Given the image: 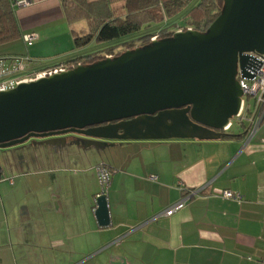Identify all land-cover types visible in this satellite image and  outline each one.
I'll return each mask as SVG.
<instances>
[{
  "label": "crops",
  "instance_id": "obj_1",
  "mask_svg": "<svg viewBox=\"0 0 264 264\" xmlns=\"http://www.w3.org/2000/svg\"><path fill=\"white\" fill-rule=\"evenodd\" d=\"M15 16L23 36L38 39L1 46L0 57L29 56L37 69L79 57L61 0H30ZM244 133L101 147L68 135L59 145L39 139L6 149L33 150L7 164L13 177L0 168V264H264V124L248 144ZM100 164L114 170L107 227L93 200ZM190 190L201 191L163 215ZM223 190L242 202L223 200Z\"/></svg>",
  "mask_w": 264,
  "mask_h": 264
},
{
  "label": "water",
  "instance_id": "obj_2",
  "mask_svg": "<svg viewBox=\"0 0 264 264\" xmlns=\"http://www.w3.org/2000/svg\"><path fill=\"white\" fill-rule=\"evenodd\" d=\"M223 1L206 32H175L0 93V149L39 139L59 145L68 135L83 137L87 147L221 139L241 109L238 66L247 65L248 53L264 55V0ZM95 217L102 227L111 224L105 197Z\"/></svg>",
  "mask_w": 264,
  "mask_h": 264
},
{
  "label": "trees",
  "instance_id": "obj_3",
  "mask_svg": "<svg viewBox=\"0 0 264 264\" xmlns=\"http://www.w3.org/2000/svg\"><path fill=\"white\" fill-rule=\"evenodd\" d=\"M61 0L66 19L73 36L74 50L87 48L93 42L103 46L110 44L107 50L112 54L114 45H123L124 50L116 54L120 56L126 51L151 44V38L159 35V40L172 37L175 27H192L194 30L206 32L220 16L223 0ZM191 5V6H190ZM13 0H0V47L20 40L23 34L18 25ZM182 14V15H181ZM179 23H171L170 19L179 17ZM170 23L165 29L153 30L134 37L143 29H150L159 24ZM157 31V32H156ZM136 42L140 44L137 45ZM107 46V47H109ZM106 48V47H105ZM86 53L68 60L71 63L93 64L106 59L97 52ZM107 56V55H106ZM6 57V56H1ZM223 133L222 138L232 139L238 136ZM246 134L244 133L243 136ZM241 137V136H240Z\"/></svg>",
  "mask_w": 264,
  "mask_h": 264
},
{
  "label": "built area",
  "instance_id": "obj_4",
  "mask_svg": "<svg viewBox=\"0 0 264 264\" xmlns=\"http://www.w3.org/2000/svg\"><path fill=\"white\" fill-rule=\"evenodd\" d=\"M18 7L30 5V0H13ZM194 30L192 27H175V32H186ZM38 39L35 33L26 34L23 40L27 45L33 44ZM159 40V35L151 38V42ZM250 59L243 68L238 66L236 79L242 90L241 109L239 114L229 121V124L223 130V133L230 132L232 121L237 120L238 126L246 130V144L250 143L257 132L264 124V55L258 53H248ZM106 58H114L115 55H107ZM37 61L25 55H14L0 58V93L14 90L19 85L30 83L42 78L52 77L84 65L77 62H62L44 69L35 68ZM248 74V75H246ZM99 192L94 197L95 209H97L98 200L105 197L108 201L109 190L111 187L114 170L105 164L95 167ZM12 183V180H11ZM201 190H190V192L177 204L171 206L164 212V216L171 217L181 211L187 205L188 201L197 196ZM219 197L226 201L240 203L243 197L240 193L231 190H223Z\"/></svg>",
  "mask_w": 264,
  "mask_h": 264
},
{
  "label": "rangeland",
  "instance_id": "obj_5",
  "mask_svg": "<svg viewBox=\"0 0 264 264\" xmlns=\"http://www.w3.org/2000/svg\"><path fill=\"white\" fill-rule=\"evenodd\" d=\"M199 1L200 0H195L191 5L194 6ZM179 18H180V16L179 17H175V18H171L170 22L171 23H179L180 22ZM167 25H170V23H168ZM167 25H166V23L165 24L163 23V24L156 25V26H154V27H152L150 29H143L139 34L135 35L134 37L141 36V35H143L145 33L151 32L153 30L155 31L157 29H165V27H167ZM175 26H177V25H173L172 24L171 27L169 28V30L175 28ZM136 43H137V45L140 44L139 42H136ZM109 45L105 44V45L101 46V45L97 44L96 42H93L87 48L82 49L78 56L86 54V53L87 54L88 53H92V52H95L97 50L103 49L101 51H98L97 53L99 55H101L102 57H104V56H106V55L111 53V52L107 51V50L110 49ZM11 46L12 45H8L6 47V51H8V50L11 51V52L14 51V49L11 48ZM107 46H109V47H107ZM123 50H124L123 45H120V46L114 45V51L112 52V54L116 55V54H118L120 52H123ZM239 130L241 131V128L238 126L237 120L235 119V120L232 121V128H231L230 132H237ZM13 148H16V147H13ZM26 148H28V149H26V150H24V149L23 150L22 149H10L8 151L6 149H0V168H1L2 171L5 170L4 175L11 176V177L14 176V175H12V171L8 170L7 164L10 163L11 165H13L14 163H18L20 161L21 157H28L30 150H33V149L30 146L26 147ZM18 182L19 181L17 180V183ZM2 185H3V188H5L6 186L9 188V186H10L9 183H2ZM21 187L22 188H26V186L24 187V184H22ZM11 188H13V187H11Z\"/></svg>",
  "mask_w": 264,
  "mask_h": 264
}]
</instances>
